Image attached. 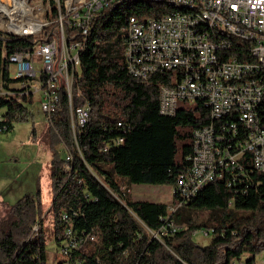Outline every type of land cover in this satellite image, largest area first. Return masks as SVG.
I'll use <instances>...</instances> for the list:
<instances>
[{"label": "trees", "instance_id": "1", "mask_svg": "<svg viewBox=\"0 0 264 264\" xmlns=\"http://www.w3.org/2000/svg\"><path fill=\"white\" fill-rule=\"evenodd\" d=\"M175 9L166 1L114 0L96 14L86 36L80 29L67 28L69 40L76 35L75 42L83 46L73 79V106H89L90 112L86 124H76L73 130L69 95L61 89L59 111L47 121L55 141L53 230L59 252L68 226L63 212L74 220L75 233L94 236L72 252L69 264H231L243 255L254 261L264 251V183L237 194L224 180L213 181L175 214L180 225L172 226L175 235L165 242L152 238L147 229L161 227L168 205L136 201L121 190V178L135 185L174 186L193 153L194 130L212 121L209 108L201 102L181 107L175 116L162 115L160 85L168 83L170 75L157 72L144 81L126 66L124 27L128 19L145 20ZM58 15L54 3L52 18ZM223 35L227 44L244 48V41ZM36 40L0 30V89L13 85L10 56L32 50ZM240 58H247V51H240ZM17 79L32 91L26 78ZM7 93L16 94V86H7ZM33 103L32 95L16 94L9 100L0 95L7 132L16 122L29 119L28 108ZM119 137H125V143L108 148ZM60 145L72 157L69 171ZM47 211L40 187L36 194H27L7 208L0 217V264H49ZM199 212L207 213L202 221L197 219ZM203 229L214 235L207 247L194 240L195 233Z\"/></svg>", "mask_w": 264, "mask_h": 264}, {"label": "built area", "instance_id": "2", "mask_svg": "<svg viewBox=\"0 0 264 264\" xmlns=\"http://www.w3.org/2000/svg\"><path fill=\"white\" fill-rule=\"evenodd\" d=\"M112 1L86 0L85 12L73 13V7H68L66 16L58 7L56 19L48 16L47 20H41L26 15V21L19 14V31L10 28V21L3 27L0 25V29L10 34L37 38L32 50L10 56L15 74H26L27 83H35V91H27V84L3 85L0 95L9 100L16 94L32 95L33 99L38 94L49 119L59 111V91L65 89L70 99L73 130L76 124L83 127L90 108H74L72 98L83 46L75 42L76 35L69 40L67 28L73 32L80 29L86 36L96 14ZM182 5H201L209 22H219L223 29L240 35L244 48L232 47L207 31L195 30V19L191 16L160 12L145 20L131 17L124 27V56L129 72L144 81L157 72L170 75L169 82L160 85V113L175 116L181 107L201 102L209 108L212 118L208 126L193 132V153L188 157L186 169L177 176L173 204L168 205L167 214L161 218V227L147 229L152 238L162 242L175 235L172 226L180 225L175 214L213 181L224 180L237 194L264 183V0H182ZM27 8L32 13L30 5ZM61 34L66 41L62 46ZM240 51H247V58H240ZM7 86H16V94H8ZM4 122L0 109V133L8 130ZM125 141V137L114 139L108 148ZM70 159L67 155V171ZM124 188L121 183L123 192ZM62 218L68 226L60 253L64 255L62 261L69 264L72 252L84 247L94 236L75 233L69 213L63 212ZM242 264H264V258Z\"/></svg>", "mask_w": 264, "mask_h": 264}, {"label": "rangeland", "instance_id": "3", "mask_svg": "<svg viewBox=\"0 0 264 264\" xmlns=\"http://www.w3.org/2000/svg\"><path fill=\"white\" fill-rule=\"evenodd\" d=\"M24 1L27 6L30 5V8H32V13H27L26 15L37 17L41 20H47L48 16H52L54 3L55 7L64 8V15L68 7H73V13H83L86 7V0H73L71 2L68 0ZM0 3L5 4L10 11L15 10V7L13 8V0H0ZM21 13L24 14L23 11ZM4 16L7 22L12 19V17ZM67 18L70 19L71 15ZM0 30L6 32V29L1 28ZM59 42L61 46L66 42L62 38V34ZM11 78L13 85L21 84V80L17 79L18 77L13 67L11 68ZM29 84V88L34 90L33 85L35 86V83ZM33 100L34 103L29 105L28 108L30 111L29 119L16 122L11 131L0 133V217L5 215L9 206L16 204L27 194H36L40 187L44 202L48 206L44 224L48 240L49 264H58L59 261L64 259V255L58 251L59 246L54 235L53 210L51 208L53 199L52 150H55L53 147L55 141H53V136L49 132L48 118L41 108L40 96L35 94ZM34 126H36L35 133L32 132ZM32 133L33 139L31 138ZM58 150L62 156H67L63 145L58 146ZM121 183L125 187L124 192L136 201L147 200L166 203L167 205L173 204L172 185H135L128 178H121ZM205 217H207L206 212L197 214L198 221H202ZM213 239L212 231L205 233L204 229L197 231L194 235L195 242L202 247L209 246ZM248 258V255H243L240 259L232 260L231 264H242ZM262 258H264V251L256 257L257 260Z\"/></svg>", "mask_w": 264, "mask_h": 264}, {"label": "bare ground", "instance_id": "4", "mask_svg": "<svg viewBox=\"0 0 264 264\" xmlns=\"http://www.w3.org/2000/svg\"><path fill=\"white\" fill-rule=\"evenodd\" d=\"M15 7L14 11H10L6 8L5 4L3 5L0 3V25L1 27L6 24L7 20L6 16L12 17V19H9L11 22L10 28L15 31H19V19L18 16L21 14L22 16L26 17V14L29 13V8H27V4L24 0H13ZM69 2L73 0H68ZM157 1H166L174 6H177L178 9L173 10L172 12L166 13V14H172L176 17H188L191 16L195 19V30L197 31H207V34L213 35L216 38H219L222 41H225L227 44V40L224 37V33H227L230 36L237 37L240 40L244 41L243 38L240 37V35L235 34L234 32H231L229 30L223 29L222 25L219 24V22H209V18H207V14L204 13L203 10H201V5H182V0H157ZM24 12V14L21 13V11ZM15 13V14H14ZM26 21H28V18L26 17ZM18 78H26V74H16Z\"/></svg>", "mask_w": 264, "mask_h": 264}, {"label": "crops", "instance_id": "5", "mask_svg": "<svg viewBox=\"0 0 264 264\" xmlns=\"http://www.w3.org/2000/svg\"><path fill=\"white\" fill-rule=\"evenodd\" d=\"M28 86V85H27ZM29 86H30V84H29ZM33 88H34V90H32V91H35V86L33 85Z\"/></svg>", "mask_w": 264, "mask_h": 264}]
</instances>
